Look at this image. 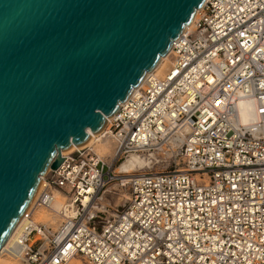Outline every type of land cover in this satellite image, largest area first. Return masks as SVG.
Listing matches in <instances>:
<instances>
[{
	"label": "built area",
	"instance_id": "obj_1",
	"mask_svg": "<svg viewBox=\"0 0 264 264\" xmlns=\"http://www.w3.org/2000/svg\"><path fill=\"white\" fill-rule=\"evenodd\" d=\"M171 49L165 74L148 73L97 138L114 139L113 160L94 143L62 154L4 256L18 264H264V0H206ZM249 103L253 118L244 121L240 107ZM132 154L174 169L118 172ZM113 182L128 192L116 206L104 203ZM40 208L59 224L36 221Z\"/></svg>",
	"mask_w": 264,
	"mask_h": 264
},
{
	"label": "water",
	"instance_id": "obj_2",
	"mask_svg": "<svg viewBox=\"0 0 264 264\" xmlns=\"http://www.w3.org/2000/svg\"><path fill=\"white\" fill-rule=\"evenodd\" d=\"M206 0H0V250Z\"/></svg>",
	"mask_w": 264,
	"mask_h": 264
},
{
	"label": "bare ground",
	"instance_id": "obj_3",
	"mask_svg": "<svg viewBox=\"0 0 264 264\" xmlns=\"http://www.w3.org/2000/svg\"><path fill=\"white\" fill-rule=\"evenodd\" d=\"M203 5L199 9L196 10V12H195V14H194L191 22L186 25L185 30L186 29H189V28H194L195 19L198 17L200 10L203 8ZM169 58H170V63H171L172 49H170V51L167 54L161 56V58L159 59V61L157 62V64L153 68V70L149 71L148 73L154 72V73H156L159 76H163L165 74L166 70H163L165 72L164 73H161V74H159L158 72L163 67L164 61L167 60V59H169ZM143 82H144V79L142 80V82L138 86H136L134 88V90L137 89L138 87H140L141 85H143ZM240 115H241V117H242V119L244 121L251 120L253 118V104L252 103H249V104L241 105V107H240ZM113 116H114V114L111 115V116H109V117H107L106 123H105L104 127L102 128V130L99 133L94 134L91 129H88L89 135L92 136V137H91L90 141L87 144L84 145V146H87L89 144H93L94 143V147H95L96 152L106 162H111L113 160V156H114V153H115V150H116L115 141L111 137L101 138L99 140H97V138H100L101 137L102 133L104 132V130L109 125V121L112 119ZM110 140H112L111 142L113 144V148L112 149H111L110 146H108V144L103 143L105 141H110ZM71 145L74 147L73 150H75L76 148H78L75 143H72ZM99 145H101V146H99ZM108 157H112L111 158V161H108L107 160ZM149 158L150 157H148V156H143V155H138V154H132L127 159L126 162H124L123 164H121L122 167H123V172L125 171L126 173H128V174H124V175H132L133 173L132 174L131 173L129 174V170H132V169L137 168V167L143 168V167H146L147 165L150 167V165H149L150 164ZM120 168H121V166H120ZM50 169H52V168H48L46 170V172L42 175L41 180H40V182H39V184H38V186H37V188H36V190H35L32 198H31V201H30V204H29L28 208H30L32 206L33 202L35 201V199H36V197H37V195H38V193H39V191H40V189L42 187L43 179L45 178V176L47 175V173L50 171ZM119 171H120V169H119ZM58 198H61V199H58ZM58 200H60V201L63 200V203H64L65 196L63 194L57 195V201ZM57 201L55 202L54 207L56 209H59L63 205V203H62V205H59L60 207H58ZM56 205H57L58 208L56 207ZM38 211H43L44 213H46V214H48L50 216H58L56 214H53V213H51V212H49L47 210H44V209L40 208V209H37L36 212H35V214H34V219L35 220H36V214H37ZM20 221H21V219L19 220V222ZM19 222H18L17 226L19 225ZM41 222L46 223V224H49V222H44V221H41ZM57 224H59V223L54 224V226H57ZM17 226L12 231L11 235L8 237V239L5 242L4 246L0 250V264H9V263L10 264H18V259L15 256L7 257V256H4V254H3L4 249L10 244L11 240L13 239V236H14L15 232L18 229ZM3 258H5V259H3ZM75 259H78L79 262H80V264H86L84 261L80 260L77 257L71 259V261L69 262V264H79V263H76L77 261Z\"/></svg>",
	"mask_w": 264,
	"mask_h": 264
},
{
	"label": "rangeland",
	"instance_id": "obj_4",
	"mask_svg": "<svg viewBox=\"0 0 264 264\" xmlns=\"http://www.w3.org/2000/svg\"><path fill=\"white\" fill-rule=\"evenodd\" d=\"M169 66H170V58L164 61V65H163V67L161 68V70L158 73L159 74L164 73L165 71H163V70H167L166 68H168ZM111 141L112 140L105 141L103 143L108 144V146H110L111 149H112L113 148V144H112ZM101 145H99V146H101ZM111 158L112 157H108L107 160L111 161ZM126 161L127 160H125L124 162H126ZM124 162L122 160L120 163L117 164V166H116L117 167V171L118 172H122L124 174H128L125 171L123 172V167H122L121 164H123ZM120 166H121V168H120ZM119 169H120V171H119ZM173 169H174L173 166L166 167V166H162V165H158L157 164V165L152 166V167L150 166V168H149V166L147 165L146 167H143V168L137 167V168H134L132 170H129V174L130 173L132 174L133 171H148V172L153 171V172H157V171H166V170H173ZM114 190H119L120 191V194H119L118 197L115 194H113ZM106 192L107 193L105 194L104 203L107 204V203H109L111 201L114 206H116L115 203L116 204H118L119 202L124 203L126 201V198H127V195H128L127 194L128 192L126 190L123 191V188L120 185L116 184L115 182H113V183H111L109 185V188L107 189ZM58 199H61V198H58ZM62 203H63V200H61V201L58 200L57 201L58 207H60L59 205H62ZM57 205H56V207H57ZM36 220L37 221L49 222V224L54 225L56 223H59L61 219H60L59 216H50V215L44 213L43 211H38L37 214H36ZM3 259H5V258H3ZM75 260L77 261L76 263L80 264L78 259H75Z\"/></svg>",
	"mask_w": 264,
	"mask_h": 264
}]
</instances>
